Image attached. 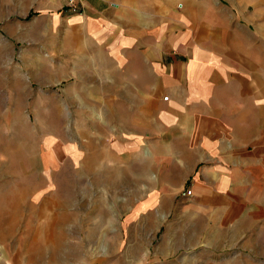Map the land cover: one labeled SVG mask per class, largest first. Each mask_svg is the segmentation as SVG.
I'll use <instances>...</instances> for the list:
<instances>
[{"label": "rangeland", "instance_id": "374dc122", "mask_svg": "<svg viewBox=\"0 0 264 264\" xmlns=\"http://www.w3.org/2000/svg\"><path fill=\"white\" fill-rule=\"evenodd\" d=\"M59 6L0 0V264H264L191 221V186L162 165L159 127L145 134L155 108L83 98L55 36L78 0Z\"/></svg>", "mask_w": 264, "mask_h": 264}, {"label": "crops", "instance_id": "0c3cea01", "mask_svg": "<svg viewBox=\"0 0 264 264\" xmlns=\"http://www.w3.org/2000/svg\"><path fill=\"white\" fill-rule=\"evenodd\" d=\"M78 5L56 15L55 36L65 69L83 78V98L155 108L142 117L145 134L159 127L162 165L191 186V221L207 219L217 253L239 242L264 262V0Z\"/></svg>", "mask_w": 264, "mask_h": 264}]
</instances>
